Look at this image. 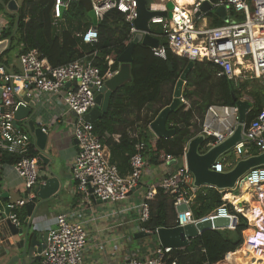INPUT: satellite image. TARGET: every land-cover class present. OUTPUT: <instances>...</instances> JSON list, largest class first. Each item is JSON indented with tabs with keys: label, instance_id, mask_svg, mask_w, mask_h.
Segmentation results:
<instances>
[{
	"label": "built area",
	"instance_id": "2783aa9c",
	"mask_svg": "<svg viewBox=\"0 0 264 264\" xmlns=\"http://www.w3.org/2000/svg\"><path fill=\"white\" fill-rule=\"evenodd\" d=\"M70 1L72 0L66 2L54 0L52 8L54 20L60 17L61 6H68ZM167 1L150 2L147 8L150 11L167 10ZM170 1L173 2L171 17L156 15L148 20L149 33L156 37L150 25H159L166 39V44L159 43L156 47H150L153 56L165 59L169 49L173 54L187 58L189 61H207L214 64L217 67L218 77H225L236 83L248 77L264 81V0H192L180 7L175 0ZM89 2L96 22L86 30L75 33L84 43L97 42V23L112 10L124 15L129 25V42L138 32L134 26L137 17V0H89ZM203 3H208L210 9L201 11L195 16ZM220 8L224 10V15L216 13ZM5 10H8L7 5ZM214 18H218L220 22L212 24ZM3 25L4 23L1 22L0 33L8 23L4 27ZM93 56L52 66L46 58L39 56L37 50L31 49L17 55L20 72L13 71L0 63V151L18 157V160L10 165L22 179L27 193V197L8 201L5 204L2 203L0 194V233L2 225H6V219L18 227L21 226L19 210L26 201L34 197L32 190L40 183L38 157L29 152L31 146H36L35 139L17 125L18 121L14 117V112L20 105H27L23 95L30 96L34 102L35 98L43 94L50 95L52 98L48 99L49 104L55 99L62 102L67 112L73 114L70 124L77 148L71 172L76 190L86 201L90 198L100 202L122 201L140 187L146 167L143 159L144 142L139 141L135 144V152L129 159L130 171L122 176L117 166L110 162L108 148L94 133V121L84 119V115L96 107L95 91L103 87L105 81L116 72L111 69L113 64L111 58L106 57L108 68L102 72L93 63ZM28 87L30 89L25 91ZM179 99L180 103H186L182 93ZM198 123L200 127L198 134H203L205 138H213L208 143V148L233 134L239 124L238 107L209 105L203 119ZM241 125L245 139L232 147L233 161L222 162L218 159L211 166L215 171L230 169L239 159L264 151V108L248 124L244 122ZM40 128L47 134L45 126ZM186 146L187 143L183 149L181 163H178L172 155L165 156V164L171 163L176 166L165 174L157 185L172 195L176 212L175 226L195 224L214 217H228L231 225L225 229H234L241 215L246 220V226L242 230V246L247 245L261 254L260 259L255 257L251 259L252 263L264 264V164L247 170L236 180L233 188L217 189L222 193L223 203L208 215L195 219L191 204L198 187L193 184V175L185 163ZM233 190L238 193L233 194ZM155 193L156 188L153 187L140 196L137 205L138 231L151 234L142 224L148 221L150 216L147 199L152 198ZM227 193L235 197L246 193L250 195V199L239 201L241 202L239 206L238 202L225 198ZM181 204L186 206V210L177 212L176 207ZM5 208H8V213L5 212ZM71 217L70 213H59L55 216L52 227L46 229L47 237L40 252V264L83 263L87 234L84 227L78 221H73ZM155 232L156 230L154 234ZM171 250L158 242L153 245L148 255L129 257L125 264H178L175 260L165 262L166 253ZM221 261L213 264H220Z\"/></svg>",
	"mask_w": 264,
	"mask_h": 264
},
{
	"label": "trees",
	"instance_id": "16d2710c",
	"mask_svg": "<svg viewBox=\"0 0 264 264\" xmlns=\"http://www.w3.org/2000/svg\"><path fill=\"white\" fill-rule=\"evenodd\" d=\"M187 4L192 0H177ZM9 0L0 1V11ZM54 0H23L16 11L9 13L7 27L1 31L0 40L9 41L2 55L17 47V55L28 50H37L41 58H46L52 66H58L82 57L93 56V63L104 72L107 70V59L113 60L112 70L119 67L118 56L129 44V25L124 15L112 10L97 23L98 40L96 43H84L75 35L94 24L89 16L90 6L82 0H72L61 11L57 20L52 16ZM149 4L148 0H146ZM177 2V3H178ZM212 15V13H209ZM218 18L212 24H218ZM160 44L166 39L159 29H152ZM189 60L173 54L169 49L165 59L153 56L149 46L137 43L132 50L130 64V81L112 92L108 110L93 122V131L110 152V162L117 166L120 175L130 171L129 159L135 152V144L143 141V159L146 166L164 163L166 155H172L181 163L186 143L196 134L200 127L198 121L203 119L209 105H235L241 99L248 80L234 82L225 77L216 76L217 67L207 61H193V65L182 87V96L186 103L170 112L166 126L173 129L170 137H156L149 129V124L157 114L172 101L174 87ZM252 97V107L246 116L248 124L264 108L262 92L248 91ZM23 129L24 125L18 121ZM24 130L28 132L26 127ZM212 137H206L200 144L199 151L204 152ZM30 154L37 156L36 146L30 147ZM225 158V159H224ZM18 157L0 151V168L13 164ZM222 162L233 161L229 157L219 158ZM159 183V181H158ZM157 183V185H158ZM156 193L148 198L150 216L142 226L151 232L160 227L176 225V212L172 195L159 186ZM222 193L208 186L199 187L196 191L191 210L193 217L199 219L208 215L223 201ZM231 205L229 204V207ZM24 218V217H23ZM21 218V219H23ZM246 220L239 215V223L234 229H207L190 239L187 246L172 249L165 255V262L175 260L178 264H213L224 259L225 255L234 252L243 243L242 230Z\"/></svg>",
	"mask_w": 264,
	"mask_h": 264
},
{
	"label": "crops",
	"instance_id": "0c3cea01",
	"mask_svg": "<svg viewBox=\"0 0 264 264\" xmlns=\"http://www.w3.org/2000/svg\"><path fill=\"white\" fill-rule=\"evenodd\" d=\"M8 10L11 13L12 10ZM8 14L5 8L0 11V23H4L3 27L9 21ZM8 44L9 41L0 53L8 47ZM6 54L2 55L0 63L13 71L20 72L17 53L13 60L7 58ZM50 98L52 96L46 94L35 98L37 109L33 115V121L36 126L47 128L45 150L47 158L45 161L38 158L39 181H44L54 173L61 180L62 186L57 193L35 209L29 231H35L41 238L46 229L52 227L55 216L67 212L71 214L73 221H78L84 227L87 234L82 264H125L129 257H145L150 253L153 245L158 243V240L157 237L154 240L150 234L146 237H134L138 232L137 205L140 202V196L147 189L155 187L158 181L176 165L162 163L146 166L140 187L131 192L125 200L100 202L90 198L86 201L76 190V183L71 172L77 148L70 124L73 114L67 112L62 102L55 99L49 104L48 99ZM20 122L24 125L23 120ZM24 127L27 129L26 125ZM0 178L2 203L27 197L22 179L10 164L1 166ZM32 194L34 195L33 190ZM248 197L250 199L249 195ZM32 199L38 202L35 196ZM77 209H79L78 213ZM19 216L20 219L24 217L21 219V227L25 228L27 217L25 205L19 210ZM21 241L18 235L13 236L10 233L7 225H2L0 264H40L39 259L27 253L23 254Z\"/></svg>",
	"mask_w": 264,
	"mask_h": 264
},
{
	"label": "water",
	"instance_id": "95a60500",
	"mask_svg": "<svg viewBox=\"0 0 264 264\" xmlns=\"http://www.w3.org/2000/svg\"><path fill=\"white\" fill-rule=\"evenodd\" d=\"M166 7L167 10L164 11H150L147 8L146 0H137V17L134 20V26L138 32L135 33L127 47L118 56L117 60L120 64L116 72L112 77L105 81L103 87L95 91L96 107L84 115L85 120L93 122L98 118L99 115L105 113L108 110L109 100L112 92H114L119 86L130 81V64L132 61V50L134 45L137 43H142L149 47L158 46V39L149 33L148 20L150 17L156 15H167L168 17H171L173 2L168 0L166 2ZM7 8L12 11H16L18 5L15 0H9ZM208 9H210L208 3H203L201 8L195 13V16H198L201 11H206ZM216 13L224 15V10L222 8L217 9ZM89 16L95 23L96 20L91 10L89 11ZM6 44V40L0 41V51L6 46ZM192 65L193 61H189L177 80L171 103L161 109L155 119L149 124V129L156 137L167 138L173 134V129H169L166 126L167 118L170 112L180 105L179 97L182 92L183 83L185 82ZM29 89L30 87H28L25 91ZM23 100L27 105H20L14 112V117L17 121H25L28 132L35 139V144L38 150L37 157L42 161H45L47 158V154L45 152L47 135L46 133L42 132L41 128L36 126L35 122L33 121V115L35 114L37 107L35 106L34 100L30 96L23 95ZM235 105L239 110V124H237L233 134L220 143L208 147L204 152L199 151L200 144L205 140V136L203 134H197L187 142L185 163L193 175V184L198 188L202 186L215 187L216 189L221 190L233 188L236 180L247 170L264 164L263 151L258 154L250 155L249 157L239 159L233 167L221 172L215 171L211 168V166L222 155H224V153L231 150L237 142L245 139L241 132V124L246 122V116L252 107V102L244 99H237L235 100ZM61 186V180L53 173L50 177L45 178L44 181L38 183L34 187V196L36 199H38V202H35L33 199L26 201L25 207L27 211V217L25 219V228L21 226L18 227L10 222V220L6 219L5 223L10 233L13 236L18 235L22 239L20 246L23 248V254L27 253L29 256L40 259V252L45 245L47 232H44L41 238L37 236L35 231L30 232L29 229L31 227V219L34 216L35 209L42 202L46 201L53 194L57 193ZM238 205L240 206L241 202H238ZM185 210L186 206L184 204L176 207L177 212H183ZM5 212L8 213V208H5ZM230 225L231 220L228 217H214L198 221L195 224L160 227L156 229L155 234L158 242L163 247L175 249L187 246L190 242V239L199 235L204 230L217 228L225 229ZM148 235V232L138 231L134 237H146Z\"/></svg>",
	"mask_w": 264,
	"mask_h": 264
},
{
	"label": "rangeland",
	"instance_id": "374dc122",
	"mask_svg": "<svg viewBox=\"0 0 264 264\" xmlns=\"http://www.w3.org/2000/svg\"><path fill=\"white\" fill-rule=\"evenodd\" d=\"M15 1L18 5H20L23 0H15ZM63 1L66 2L67 0H63ZM82 1L86 5V7L90 6L89 0H82ZM148 1H149L148 3H150V2H152V3H164L165 2V0H148ZM175 1L178 2L177 0H175ZM65 8H66L65 6H61V11L63 12ZM6 11H9V10H6ZM222 22L223 21H221V23ZM150 26H151V29L157 28V29H159V32H161V27L159 25H150ZM17 49H18L17 47H14L12 50L8 51L6 54V55H8L7 58H9L10 60H13V58L17 52ZM246 79L248 80V82H247V85L245 87V90H243V94H242L241 98H243L244 100H248L250 102H253V99L248 94V91L262 92L264 95V81H261L259 79L254 78V77H248ZM246 79H244V80H246ZM229 154H231V150L224 153V156L229 157ZM232 193L236 194L238 192L236 190H233Z\"/></svg>",
	"mask_w": 264,
	"mask_h": 264
},
{
	"label": "bare ground",
	"instance_id": "6f19581e",
	"mask_svg": "<svg viewBox=\"0 0 264 264\" xmlns=\"http://www.w3.org/2000/svg\"><path fill=\"white\" fill-rule=\"evenodd\" d=\"M177 3V2H176ZM177 5L180 7L184 4L177 3ZM175 18H177V15H175ZM249 195V194H248ZM246 193H243L241 196H232V194L227 193L225 198L230 201L234 202H239V201H244V200H249V197ZM250 196V195H249ZM226 257L224 258L223 262L221 261L222 264H227V263H232V262H239L243 264H256L255 262H251V259L254 257L257 259H260L261 254L258 252H255L251 247L247 245H243L239 247L236 251L226 254Z\"/></svg>",
	"mask_w": 264,
	"mask_h": 264
}]
</instances>
